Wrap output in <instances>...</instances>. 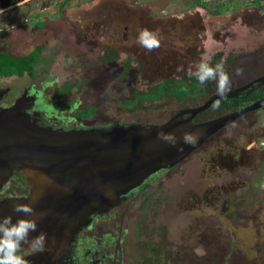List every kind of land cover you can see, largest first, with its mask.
Masks as SVG:
<instances>
[{
  "label": "rangeland",
  "instance_id": "374dc122",
  "mask_svg": "<svg viewBox=\"0 0 264 264\" xmlns=\"http://www.w3.org/2000/svg\"><path fill=\"white\" fill-rule=\"evenodd\" d=\"M151 1L30 0L12 6L11 26L47 8L45 33L11 32V50L20 53L38 40L45 43L46 65L39 79H1L0 86L19 92L26 84L47 83L40 103L60 119L94 106L91 126L160 124L206 102L217 93L216 82L184 101L165 96L135 102V95L167 78L187 76L201 57L211 63L222 53L231 90L264 75V0H169L159 11L147 4ZM8 16L2 12L0 18L5 23ZM144 28L158 32V49L149 52L137 43ZM113 57L117 60L108 61ZM68 82L73 86L61 95ZM220 108L196 116L216 118ZM3 192L23 196L11 180L0 199ZM249 197L250 213L262 208L258 226L264 220V106L234 119L148 188L97 219L79 249L104 252L111 237L106 252L116 264H264V229L232 219Z\"/></svg>",
  "mask_w": 264,
  "mask_h": 264
},
{
  "label": "water",
  "instance_id": "95a60500",
  "mask_svg": "<svg viewBox=\"0 0 264 264\" xmlns=\"http://www.w3.org/2000/svg\"><path fill=\"white\" fill-rule=\"evenodd\" d=\"M263 84L264 75L224 97L215 93L199 106L181 109L160 124L55 127L41 123L36 112L24 111L19 105L23 98L0 109V192L15 172H21L30 186L27 195L1 198L0 214H12L15 220L24 214L13 212V204L33 201L36 213H47L38 219V229L31 235L45 231L48 246L25 257L29 264H59L97 215L109 213L145 190L234 119L264 106V97L202 122L195 121L198 113L220 99L239 97ZM182 126L202 132L195 146L183 145V152L157 138L161 130L179 135Z\"/></svg>",
  "mask_w": 264,
  "mask_h": 264
},
{
  "label": "flooded vegetation",
  "instance_id": "af4514ba",
  "mask_svg": "<svg viewBox=\"0 0 264 264\" xmlns=\"http://www.w3.org/2000/svg\"><path fill=\"white\" fill-rule=\"evenodd\" d=\"M28 1L30 0H0V9H2L1 6L5 2L9 4V8L7 10L0 11V15L3 12L6 15L10 16V17L8 16L9 19H7L8 21L5 23L3 21L5 19L0 18V80L1 79L10 80L11 78L39 79L42 77V73L45 69L46 63L43 64V61H42V59L45 56V48H46L45 43L38 40L36 43L32 45V48L27 53H20L19 51L11 50V32L29 30L30 34H36L39 31L40 33L42 31H43L42 33H45L44 29L47 28V19H48L47 13L48 12H47L46 7L39 10V12L37 13L29 14L25 16L24 22L11 26V7L12 6L17 7L23 4L28 5L27 4ZM135 1L136 0H131V3H134ZM153 2H158V3L154 5L152 4ZM168 2L169 0H153L151 2H147V4L150 6L157 7L159 11V9L164 8ZM59 15H61L60 11H59ZM55 17L57 18L58 16H55ZM109 28H107L106 26L104 30L109 31L111 29ZM125 30H127V27L125 28ZM124 38H126L125 35H124ZM38 55H42L41 60L38 59ZM11 59L19 60L20 62H22L21 59H24V63L26 62V64H28L29 66L32 64L33 68H31L30 70H25L22 73L15 72L11 74L10 72ZM116 60L117 59L113 57L112 59H109L108 61H116ZM5 62L8 64L7 68L5 67ZM37 66H39L40 72L37 71L38 70L36 69ZM49 82L56 83L57 78L51 79L49 80ZM46 84L47 83H45L44 86H42L41 88H38L35 84L33 85L26 84L22 89H20L19 92H17V90H14L12 92L11 86H0V109L11 107L16 102L17 99L23 98L21 102L19 103V105L23 107V110L30 111V112H36L37 117L40 120V122L46 125H51L55 127H63V128H84V127L90 128V127L111 125V124L106 123L104 125L91 126L87 124V121L90 118V116L74 117L73 115L71 117H63L62 119L58 118L57 116H53L52 112L49 110V106H46L45 104L40 103V98H41V95L44 91V87L46 86ZM12 96L14 97L13 99H11ZM127 124H137V123H127ZM143 124L149 125L151 123H143ZM154 180L152 182H154ZM256 186H257V183L255 184L253 183V185L249 187L248 192ZM6 194L8 193L3 192V195H1V198L7 197ZM255 199H256V196L252 195V200H255ZM247 200L248 202H245V204H247L246 206H243L237 210L232 211L233 223L235 225H242L243 227H246V226L249 227L251 221H253V223H255L254 224L255 228L262 227L264 229V220L261 221L260 224H257L258 226H256V222L260 220L259 213L262 212L261 206H259L258 209H254L253 212L250 213L249 211L250 205H248V203L250 202V197ZM101 216H105V215H97L94 218L92 225L84 229L79 234L77 240L72 244L68 253L64 257L61 258V260L59 261V264H116V261L113 260L114 256L106 252V250L109 249L113 241L111 237H110V241L108 242V246L107 248H105L106 250L104 252L103 250H96V249L90 250L89 248H87L88 250L81 252V250L79 249V244L85 241L82 238L84 236L85 230L87 231L93 228L94 222L97 219H99ZM33 253L35 252H32L31 250H24L22 254L25 257H28L29 255Z\"/></svg>",
  "mask_w": 264,
  "mask_h": 264
},
{
  "label": "clouds",
  "instance_id": "9594fccd",
  "mask_svg": "<svg viewBox=\"0 0 264 264\" xmlns=\"http://www.w3.org/2000/svg\"><path fill=\"white\" fill-rule=\"evenodd\" d=\"M0 11L3 10L0 9ZM137 43L151 52L160 47L161 39L158 32L144 28L138 32ZM242 71V69H237V75H240ZM187 76L195 78L201 85L215 81L216 92L220 97L226 96L231 90V79L223 62L213 66L208 60L201 57L198 63L188 68ZM219 106V101L214 102L213 108ZM177 131L180 133L179 135L161 130L157 133V138L183 152V145L195 146L202 135V132L186 130L183 126ZM35 202L13 204V212L24 214L15 220H13L12 214H0V264H29L22 254L25 248L32 252H39L48 246V234L45 231H40L34 236L31 235L38 229V219H42L47 214L44 212L36 213ZM52 243H55L54 239Z\"/></svg>",
  "mask_w": 264,
  "mask_h": 264
},
{
  "label": "trees",
  "instance_id": "16d2710c",
  "mask_svg": "<svg viewBox=\"0 0 264 264\" xmlns=\"http://www.w3.org/2000/svg\"><path fill=\"white\" fill-rule=\"evenodd\" d=\"M221 57V52L215 54L212 58L211 64L214 66L216 63H220ZM21 61L22 62H20L19 60L11 59V74L15 72L22 73L25 70H30L31 68H33L32 64L29 66L28 64H26V62L24 63V59H21ZM7 66L8 64L5 62V67L7 68ZM72 86L73 85H70V83L68 82L66 86L64 88H60L59 91L62 95H65ZM206 91V87L201 85L195 78H189L188 76H185L180 79L167 78L151 87L148 91L143 93H137L135 95L134 101L136 102L145 98H149L152 100H160L165 96L175 97L178 100L184 101L188 97H196L197 95H199V92L205 93ZM263 96L264 88H259L250 93H246V91H244L239 97L236 98L220 99L218 101L220 102L221 108L219 109L217 115H223L227 111L240 110L246 105L261 99ZM210 109H213V105L210 107ZM97 110L98 109L94 106H86L76 111L74 113V117L91 116L95 114ZM205 112L206 110L202 111L200 115H204ZM204 120H208V118H195V121L197 122H202ZM10 180L14 183V186L18 187L23 191L24 195H27L29 193L30 186L25 183L23 174L21 172H15Z\"/></svg>",
  "mask_w": 264,
  "mask_h": 264
},
{
  "label": "bare ground",
  "instance_id": "6f19581e",
  "mask_svg": "<svg viewBox=\"0 0 264 264\" xmlns=\"http://www.w3.org/2000/svg\"><path fill=\"white\" fill-rule=\"evenodd\" d=\"M3 2H4V1H3ZM8 2H9V1H8ZM5 3H6V2H5ZM5 3H4V4H5ZM4 4H2V6H1V7H2V10H7V9L9 8V6L5 7ZM11 5H12V4H11ZM13 5H14V4H13ZM263 85H264V84H263ZM19 103H20V102H19Z\"/></svg>",
  "mask_w": 264,
  "mask_h": 264
}]
</instances>
